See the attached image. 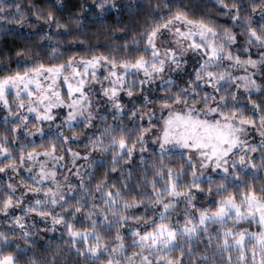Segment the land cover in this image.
Listing matches in <instances>:
<instances>
[{"label":"snow or ice","instance_id":"obj_1","mask_svg":"<svg viewBox=\"0 0 264 264\" xmlns=\"http://www.w3.org/2000/svg\"><path fill=\"white\" fill-rule=\"evenodd\" d=\"M0 31V264H264V0H0Z\"/></svg>","mask_w":264,"mask_h":264},{"label":"trees","instance_id":"obj_2","mask_svg":"<svg viewBox=\"0 0 264 264\" xmlns=\"http://www.w3.org/2000/svg\"><path fill=\"white\" fill-rule=\"evenodd\" d=\"M36 2H39V0H36ZM116 19H117L116 13L113 12L110 16L107 17V23L115 24ZM120 19H126V17H121ZM9 27H13V26L9 25ZM96 27L97 25L95 24L89 25V28L93 31L95 30ZM101 39H103V37H101ZM20 43L21 42L18 39L14 38V36L11 33L5 36L4 32L0 31V49L7 51L11 47L19 46Z\"/></svg>","mask_w":264,"mask_h":264}]
</instances>
